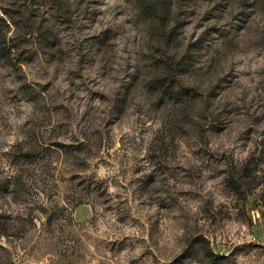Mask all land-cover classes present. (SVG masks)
I'll return each instance as SVG.
<instances>
[{"label": "rangeland", "instance_id": "obj_1", "mask_svg": "<svg viewBox=\"0 0 264 264\" xmlns=\"http://www.w3.org/2000/svg\"><path fill=\"white\" fill-rule=\"evenodd\" d=\"M0 264H264V0H0Z\"/></svg>", "mask_w": 264, "mask_h": 264}, {"label": "trees", "instance_id": "obj_2", "mask_svg": "<svg viewBox=\"0 0 264 264\" xmlns=\"http://www.w3.org/2000/svg\"><path fill=\"white\" fill-rule=\"evenodd\" d=\"M1 54L4 55L3 51H1Z\"/></svg>", "mask_w": 264, "mask_h": 264}]
</instances>
